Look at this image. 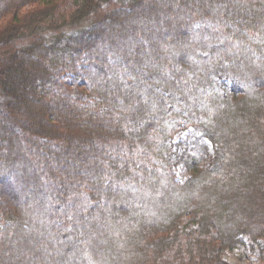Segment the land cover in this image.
Wrapping results in <instances>:
<instances>
[{
    "label": "trees",
    "instance_id": "1",
    "mask_svg": "<svg viewBox=\"0 0 264 264\" xmlns=\"http://www.w3.org/2000/svg\"><path fill=\"white\" fill-rule=\"evenodd\" d=\"M259 241L264 0H0V264H227Z\"/></svg>",
    "mask_w": 264,
    "mask_h": 264
},
{
    "label": "rangeland",
    "instance_id": "2",
    "mask_svg": "<svg viewBox=\"0 0 264 264\" xmlns=\"http://www.w3.org/2000/svg\"><path fill=\"white\" fill-rule=\"evenodd\" d=\"M199 133L182 131V133L177 136L175 142H179L181 145L179 148L181 150H187L188 154H192L202 158L201 162L207 163L208 159L204 153L203 146L201 142L207 146V153H210L212 148L211 145L201 138L199 141L197 138ZM175 173L178 179L184 178V168L182 163L178 162L175 167ZM227 264H264V241H259L258 243H247L243 246L235 249L233 251H228L223 256Z\"/></svg>",
    "mask_w": 264,
    "mask_h": 264
}]
</instances>
